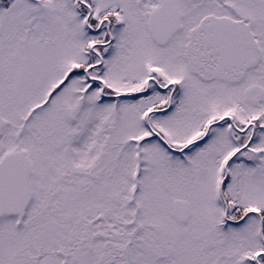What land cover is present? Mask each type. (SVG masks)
Instances as JSON below:
<instances>
[{
	"label": "snow or ice",
	"instance_id": "snow-or-ice-1",
	"mask_svg": "<svg viewBox=\"0 0 264 264\" xmlns=\"http://www.w3.org/2000/svg\"><path fill=\"white\" fill-rule=\"evenodd\" d=\"M0 264H264V0H0Z\"/></svg>",
	"mask_w": 264,
	"mask_h": 264
}]
</instances>
